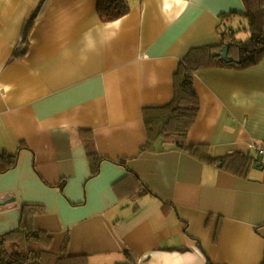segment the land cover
Returning a JSON list of instances; mask_svg holds the SVG:
<instances>
[{
  "label": "crops",
  "instance_id": "obj_1",
  "mask_svg": "<svg viewBox=\"0 0 264 264\" xmlns=\"http://www.w3.org/2000/svg\"><path fill=\"white\" fill-rule=\"evenodd\" d=\"M101 1L0 0V151L17 155L0 174V237L36 204L44 212L28 218L51 237L44 248L84 264H260L264 57L194 73L199 110L183 148L145 125L147 109L173 99L190 50L217 57L228 28L248 37L230 18L242 0H128L111 21ZM230 154L236 172L222 163Z\"/></svg>",
  "mask_w": 264,
  "mask_h": 264
},
{
  "label": "trees",
  "instance_id": "obj_2",
  "mask_svg": "<svg viewBox=\"0 0 264 264\" xmlns=\"http://www.w3.org/2000/svg\"><path fill=\"white\" fill-rule=\"evenodd\" d=\"M242 3L244 12L231 13L230 18H242L248 37L240 40L235 37V31L230 28L220 32L219 48L228 44V57L232 59L229 62L221 60L218 56L213 58L211 54L214 51L211 47H198L189 51L174 73L173 99L165 106L147 109L145 125L149 138L161 137V142L165 146L175 149L183 148L187 130L199 110V100L192 86L194 73L198 69L210 66L245 69L262 60L264 57V0H242ZM128 11V0H102L98 7V14L103 21L115 20ZM89 155L93 160L98 158L94 150H90ZM205 158L213 160L210 155ZM239 159L237 155L230 154L222 158V163L226 169L236 172L235 169L240 164ZM243 159L247 160L246 157ZM16 161V154L10 155L0 151V174L14 168ZM122 162L123 160H119V163ZM242 164L246 165L248 162ZM23 208L25 209L24 220L20 227L0 237V264H84L81 261L82 258L79 260L76 259L78 256L66 255L65 247L57 253L45 249L44 247L50 245L51 237L43 231L33 229L28 218L36 213H43L44 207L25 204ZM260 264H264V257Z\"/></svg>",
  "mask_w": 264,
  "mask_h": 264
},
{
  "label": "water",
  "instance_id": "obj_3",
  "mask_svg": "<svg viewBox=\"0 0 264 264\" xmlns=\"http://www.w3.org/2000/svg\"><path fill=\"white\" fill-rule=\"evenodd\" d=\"M213 56H218L221 60L229 62L232 59L228 57V44H225L219 52L213 54Z\"/></svg>",
  "mask_w": 264,
  "mask_h": 264
},
{
  "label": "built area",
  "instance_id": "obj_4",
  "mask_svg": "<svg viewBox=\"0 0 264 264\" xmlns=\"http://www.w3.org/2000/svg\"><path fill=\"white\" fill-rule=\"evenodd\" d=\"M253 148L257 155H264V140L261 141L259 144L253 145Z\"/></svg>",
  "mask_w": 264,
  "mask_h": 264
},
{
  "label": "rangeland",
  "instance_id": "obj_5",
  "mask_svg": "<svg viewBox=\"0 0 264 264\" xmlns=\"http://www.w3.org/2000/svg\"><path fill=\"white\" fill-rule=\"evenodd\" d=\"M155 144V143H154Z\"/></svg>",
  "mask_w": 264,
  "mask_h": 264
}]
</instances>
